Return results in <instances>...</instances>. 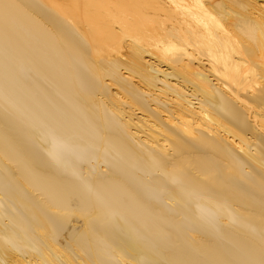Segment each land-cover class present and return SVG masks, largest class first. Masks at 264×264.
<instances>
[{
  "label": "bare ground",
  "instance_id": "1",
  "mask_svg": "<svg viewBox=\"0 0 264 264\" xmlns=\"http://www.w3.org/2000/svg\"><path fill=\"white\" fill-rule=\"evenodd\" d=\"M0 264H264V0H0Z\"/></svg>",
  "mask_w": 264,
  "mask_h": 264
}]
</instances>
